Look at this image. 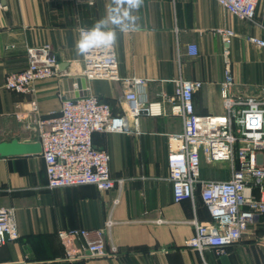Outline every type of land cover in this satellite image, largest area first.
Returning a JSON list of instances; mask_svg holds the SVG:
<instances>
[{"label":"crops","instance_id":"crops-1","mask_svg":"<svg viewBox=\"0 0 264 264\" xmlns=\"http://www.w3.org/2000/svg\"><path fill=\"white\" fill-rule=\"evenodd\" d=\"M113 8V0L93 5L84 0H4L0 9V141L39 142L29 115L34 99L42 116L58 114L66 97L87 95L122 113L127 89L122 79L131 76L146 79V96L161 109L140 116L139 132L93 133L94 145L110 155L116 180L110 190L92 184L49 188L41 151L0 156V208H14L19 231L18 239L0 248V264H264V215L225 253L187 245L195 234L193 219L208 222L211 215L198 191L194 201L173 199L167 155L183 121L170 112V100L163 96L174 95L179 78L200 80L203 84L193 94L196 115L216 122L225 114L227 68L235 79V96L258 95L264 85V48L250 38H264V1L258 3L254 21L215 0H143L138 9L117 8L116 18L127 24L123 31L115 28L112 44L121 79L89 80L82 74L84 54L76 49L80 28L93 26ZM227 29L234 31L229 46L222 34ZM44 44L53 47L59 69L70 75L37 80L28 94L6 89V74L26 67L27 48ZM191 44L197 47L195 55L188 53ZM201 152L203 178L230 177L229 161H210L204 145ZM82 228L104 230L105 254H91L82 237L70 246L59 237L62 229Z\"/></svg>","mask_w":264,"mask_h":264},{"label":"built area","instance_id":"built-area-1","mask_svg":"<svg viewBox=\"0 0 264 264\" xmlns=\"http://www.w3.org/2000/svg\"><path fill=\"white\" fill-rule=\"evenodd\" d=\"M90 5L96 0H84ZM231 13L254 21L256 8L264 0H215ZM4 0H0V9ZM92 26L81 27V32ZM224 42L231 43L234 31H223ZM264 48V38H250ZM190 55L197 54L195 45L188 46ZM82 74L89 80L107 77L120 80L116 52L109 46L91 47L83 57ZM70 75L61 71L58 58L50 44L27 48V65L20 71L6 74L5 88L28 94L37 80ZM126 86L125 110L115 114L110 103L96 95L66 97L58 114L42 116L37 100L31 101L29 115L37 126L41 154L45 162L48 187L57 188L92 184L99 190H110L116 185L110 170V155L93 143L94 132H139L142 114L161 113L158 103L146 96V79L131 76L122 79ZM200 80H176L175 93L169 97L170 112L182 118L183 129L173 134L176 141L167 155L176 202L195 200L197 191L209 209L211 219L199 222L195 217V234L187 241L191 248L203 251L207 247L225 253L226 248L239 242L249 224L264 215V85L258 95L235 96L233 73L225 70L222 96L225 114L216 122L200 119L195 112L193 94L202 86ZM78 87V83H74ZM204 145L212 162L229 161L232 165L228 179H207L201 176V146ZM122 183V180H118ZM85 240V247L93 255L107 251L105 232L102 229H62L59 237L70 246L76 237ZM19 238L13 207L0 208V248ZM115 251V248H113Z\"/></svg>","mask_w":264,"mask_h":264},{"label":"clouds","instance_id":"clouds-1","mask_svg":"<svg viewBox=\"0 0 264 264\" xmlns=\"http://www.w3.org/2000/svg\"><path fill=\"white\" fill-rule=\"evenodd\" d=\"M142 3L143 0H113L117 8H123L126 5L128 9H138ZM117 8L110 9L107 17L96 21L90 29L81 32L80 39L76 42L78 54H85L91 47L109 46L115 42V28L119 27L123 31L127 27V24L116 18L119 15ZM124 16L128 17L127 11Z\"/></svg>","mask_w":264,"mask_h":264},{"label":"water","instance_id":"water-1","mask_svg":"<svg viewBox=\"0 0 264 264\" xmlns=\"http://www.w3.org/2000/svg\"><path fill=\"white\" fill-rule=\"evenodd\" d=\"M41 150L42 146L40 142L25 143L19 141L17 138L0 141V156L38 153Z\"/></svg>","mask_w":264,"mask_h":264}]
</instances>
